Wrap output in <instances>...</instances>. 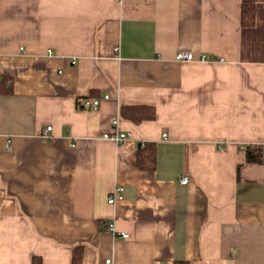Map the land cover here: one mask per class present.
Listing matches in <instances>:
<instances>
[{
	"label": "crops",
	"instance_id": "obj_1",
	"mask_svg": "<svg viewBox=\"0 0 264 264\" xmlns=\"http://www.w3.org/2000/svg\"><path fill=\"white\" fill-rule=\"evenodd\" d=\"M0 77V264H264V0H0Z\"/></svg>",
	"mask_w": 264,
	"mask_h": 264
},
{
	"label": "trees",
	"instance_id": "obj_2",
	"mask_svg": "<svg viewBox=\"0 0 264 264\" xmlns=\"http://www.w3.org/2000/svg\"><path fill=\"white\" fill-rule=\"evenodd\" d=\"M255 9L256 5L252 2H243L240 7V26L244 28H252L255 25ZM0 93L11 94L12 86L9 77H0ZM120 114L131 122L138 123L143 120H152L155 118V110L151 106H122ZM122 116V117H123ZM245 160L248 163L262 162V149L258 147L248 146L245 148ZM137 166L140 170L152 171L156 164V148L154 143L146 142L137 149L136 154ZM82 248L75 247L72 252L71 264H81ZM31 264H41L38 257L32 258ZM186 264V263H175Z\"/></svg>",
	"mask_w": 264,
	"mask_h": 264
},
{
	"label": "built area",
	"instance_id": "obj_3",
	"mask_svg": "<svg viewBox=\"0 0 264 264\" xmlns=\"http://www.w3.org/2000/svg\"><path fill=\"white\" fill-rule=\"evenodd\" d=\"M174 59L176 61H179V62H190V61L196 60V59H194V56L192 55V53L186 52V51L177 52L175 54ZM198 59L199 60H203L204 56L200 55ZM103 99H108V96H104ZM100 101H101L100 99L91 98V97L81 98V100H78V107H80L81 109L95 110V109H97L99 107ZM111 124H112V126H116L117 125V120L116 119L112 120ZM50 130H51V128L48 127V128H46L44 130V133L46 134ZM103 138L111 140V141H113L115 143H121L125 139V134L124 133L104 134ZM187 182H188V178L187 177H183L181 179V183L182 184H186ZM122 193H123V189H121V187H117L115 189V191L108 196L107 202L109 204H113V203H115L117 201L122 200L123 199V194ZM108 231L110 233H112V234L116 233L114 225L112 223H109ZM120 236L122 238H124V239L128 237V235L124 234V233H120ZM106 262L108 263L109 261H106Z\"/></svg>",
	"mask_w": 264,
	"mask_h": 264
}]
</instances>
